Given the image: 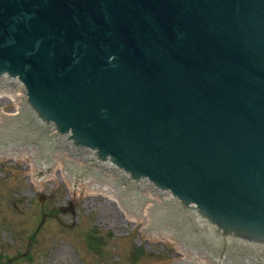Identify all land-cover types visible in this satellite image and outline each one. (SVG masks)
Segmentation results:
<instances>
[{
	"label": "water",
	"instance_id": "obj_1",
	"mask_svg": "<svg viewBox=\"0 0 264 264\" xmlns=\"http://www.w3.org/2000/svg\"><path fill=\"white\" fill-rule=\"evenodd\" d=\"M2 84L26 96L0 160L63 163L74 200L109 181L183 240L165 264L264 263V0H0Z\"/></svg>",
	"mask_w": 264,
	"mask_h": 264
},
{
	"label": "rangeland",
	"instance_id": "obj_2",
	"mask_svg": "<svg viewBox=\"0 0 264 264\" xmlns=\"http://www.w3.org/2000/svg\"><path fill=\"white\" fill-rule=\"evenodd\" d=\"M0 108L15 112L8 99ZM33 165L0 160V264H165L183 251V240L143 235L141 219L127 218L107 195L87 190L74 200L60 175L35 183ZM70 201L76 215L58 211Z\"/></svg>",
	"mask_w": 264,
	"mask_h": 264
},
{
	"label": "bare ground",
	"instance_id": "obj_3",
	"mask_svg": "<svg viewBox=\"0 0 264 264\" xmlns=\"http://www.w3.org/2000/svg\"><path fill=\"white\" fill-rule=\"evenodd\" d=\"M1 88V87H0ZM12 93L14 92H11V90L7 91V93H4L2 91H0V98L2 96H5L7 98H13V97H16L14 96ZM18 97V96H17ZM0 122H3V119L1 117V120ZM36 168H35V164L33 165V172L32 174L35 172ZM58 175L62 176V178L64 180L65 179V173H64V167H63V163H53V175H44V177H41L39 178L37 175H32V178L34 180L35 183L39 184L40 182L42 181H45L47 180L48 178H56ZM91 191H97L99 192L100 194H104V195H107L109 196L111 199H115L119 204H120V195H114L113 191H112V188L110 186V183L109 181H102V186L101 187H97V188H94V189H90ZM126 212V211H125ZM127 218H134V219H140V217H137L133 214H130L128 212H126V215H125ZM164 237L166 238H171V232L163 235ZM174 239V238H172ZM179 246L181 247V245L179 244ZM184 250V249H183Z\"/></svg>",
	"mask_w": 264,
	"mask_h": 264
},
{
	"label": "trees",
	"instance_id": "obj_4",
	"mask_svg": "<svg viewBox=\"0 0 264 264\" xmlns=\"http://www.w3.org/2000/svg\"><path fill=\"white\" fill-rule=\"evenodd\" d=\"M88 241H89V243L91 244V246H94V244L97 243V240H96L93 236H91V237L88 239Z\"/></svg>",
	"mask_w": 264,
	"mask_h": 264
}]
</instances>
